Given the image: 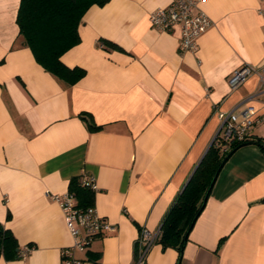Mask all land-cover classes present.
<instances>
[{
	"label": "crops",
	"instance_id": "0c3cea01",
	"mask_svg": "<svg viewBox=\"0 0 264 264\" xmlns=\"http://www.w3.org/2000/svg\"><path fill=\"white\" fill-rule=\"evenodd\" d=\"M171 0H105L84 11L79 41L63 52L84 74L67 83L44 69L18 32L19 0H0V223L25 257L0 264H61L73 238L46 192L92 176L95 210L115 225L96 235L82 264H132L139 227L156 230L220 124L219 112L252 105L264 88L250 75L230 89L236 67L264 63V0H202L212 24L194 52L180 30L148 14ZM101 125L89 130L79 113ZM264 119L249 133L264 137ZM154 243L148 264H176ZM180 264H264V152L252 142L225 160L184 244Z\"/></svg>",
	"mask_w": 264,
	"mask_h": 264
},
{
	"label": "trees",
	"instance_id": "16d2710c",
	"mask_svg": "<svg viewBox=\"0 0 264 264\" xmlns=\"http://www.w3.org/2000/svg\"><path fill=\"white\" fill-rule=\"evenodd\" d=\"M104 1L19 0L16 14L18 32L44 69L67 83H74L84 74V69L79 66H66L60 60V56L79 41L77 26L86 8L93 3L102 4ZM78 115L89 130L101 127L93 121L90 114L81 112ZM242 142L255 143L264 152V137L260 136L233 143L225 151L218 145L210 144L185 186L164 214L159 226L160 234L155 243L161 244L162 248H176L177 260H181L184 235L194 215L200 210L202 198L215 170L225 155L230 151L232 153ZM68 191L75 195L79 207L92 205L94 190L81 184L80 176L70 178ZM18 251L16 238L0 223V255L6 259L19 258Z\"/></svg>",
	"mask_w": 264,
	"mask_h": 264
},
{
	"label": "built area",
	"instance_id": "2783aa9c",
	"mask_svg": "<svg viewBox=\"0 0 264 264\" xmlns=\"http://www.w3.org/2000/svg\"><path fill=\"white\" fill-rule=\"evenodd\" d=\"M202 0H171L164 7H157L148 14L150 24L158 30H170L178 26L180 30L179 49L194 52L197 49L198 36L211 26L210 17L199 8ZM258 76L259 84L264 88V63L255 65L245 63L236 67L228 76L230 89L236 88L250 75ZM220 124L210 144L218 145L223 151L236 142L244 141L256 122L264 119V115H256L252 105L236 106L225 112H219ZM80 182L93 190L96 188L92 176L80 175ZM46 195L58 202L65 224L73 242L60 249L61 264H82L73 254L74 250L84 251L91 240L102 232H112L115 225L100 215L93 205L79 207L75 195L67 191L62 194ZM160 234L159 227L149 230L141 227L133 243L132 264H148L147 255ZM31 246L19 249V257H25Z\"/></svg>",
	"mask_w": 264,
	"mask_h": 264
},
{
	"label": "water",
	"instance_id": "95a60500",
	"mask_svg": "<svg viewBox=\"0 0 264 264\" xmlns=\"http://www.w3.org/2000/svg\"><path fill=\"white\" fill-rule=\"evenodd\" d=\"M246 143H248V142H242V143L239 144V146H240V145H243V144H246ZM230 154H231V151L228 152V153L225 155V157L221 160L219 166H218L217 169L215 170V172H214V174H213V176H212V178H211V180H210V183H209V185H208V188H207V190H206V192L204 193V196H203V198H202V203H201V206H200V210L194 215V218H193V220H192V222H191L189 228L187 229V231H186V233H185V235H184L183 243H182V245H181L182 248L184 247V244H185V241H186L187 235H188V233H189V231H190V229H191V227H192V225H193V223H194L196 217L198 216V214L200 213L201 209L203 208V206H204V204H205V202H206V199H207V197H208V195H209V193H210V190H211V188H212V185H213V183H214V181H215V179H216V177H217V175H218V172H219L221 166L223 165V163L225 162V160L228 158V156H229ZM195 167H196V166H195ZM189 177H190V176H189ZM188 179H189V178H188ZM188 179H187V181H188ZM187 181H186V182H187ZM186 182H185V184H186ZM185 184L183 185V187L185 186ZM176 264H180V259H178V260L176 261Z\"/></svg>",
	"mask_w": 264,
	"mask_h": 264
},
{
	"label": "rangeland",
	"instance_id": "374dc122",
	"mask_svg": "<svg viewBox=\"0 0 264 264\" xmlns=\"http://www.w3.org/2000/svg\"><path fill=\"white\" fill-rule=\"evenodd\" d=\"M258 133L259 134H264V129L263 128L262 129H259Z\"/></svg>",
	"mask_w": 264,
	"mask_h": 264
}]
</instances>
